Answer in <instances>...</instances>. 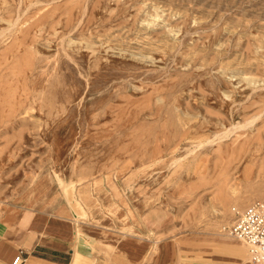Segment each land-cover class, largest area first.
Segmentation results:
<instances>
[{"label":"rangeland","instance_id":"rangeland-1","mask_svg":"<svg viewBox=\"0 0 264 264\" xmlns=\"http://www.w3.org/2000/svg\"><path fill=\"white\" fill-rule=\"evenodd\" d=\"M263 198L264 0H0V264H258Z\"/></svg>","mask_w":264,"mask_h":264},{"label":"built area","instance_id":"built-area-1","mask_svg":"<svg viewBox=\"0 0 264 264\" xmlns=\"http://www.w3.org/2000/svg\"><path fill=\"white\" fill-rule=\"evenodd\" d=\"M234 221L227 232L241 241L248 249L255 263L264 264V198L258 199L244 208L233 207ZM19 256L14 264H21Z\"/></svg>","mask_w":264,"mask_h":264},{"label":"crops","instance_id":"crops-1","mask_svg":"<svg viewBox=\"0 0 264 264\" xmlns=\"http://www.w3.org/2000/svg\"><path fill=\"white\" fill-rule=\"evenodd\" d=\"M46 224L49 228L59 230V231L63 232L64 234H68V233L72 232V230H71V228H69V224L67 222L61 221L57 218L56 219L47 218ZM73 233L75 234L74 231H73ZM45 238L47 239V242H49V244L52 245V247L50 249L53 250V252L66 253L70 250L72 253H74L73 250L71 249V247H69V243H71L73 241L72 238L69 239L67 237H58V236L55 237V236H48V235H45ZM75 242H78V243L81 242V234L80 235L78 234L77 240L74 241V243ZM6 244H9V243L8 242L6 243L5 239L2 238V241L0 239V259L1 260H7V258L9 257L8 255L11 253L10 248L9 249L5 248ZM87 253H88V251H87ZM19 256H21L23 258V262L21 264H24L25 257H24L22 252H19L15 255L11 264H14L16 259Z\"/></svg>","mask_w":264,"mask_h":264},{"label":"bare ground","instance_id":"bare-ground-1","mask_svg":"<svg viewBox=\"0 0 264 264\" xmlns=\"http://www.w3.org/2000/svg\"><path fill=\"white\" fill-rule=\"evenodd\" d=\"M18 15V14H17ZM20 17V16H19ZM15 23V22H14ZM11 27V26H10ZM4 30V29H3ZM251 121V120H250ZM247 123V122H246ZM253 123V122H252ZM244 125V124H243ZM242 126V125H241ZM240 127V126H239ZM235 128V127H234ZM237 128V127H236ZM232 130H234L233 128H232ZM260 137H261V135H259ZM203 146V145H202ZM241 243V242H240ZM244 243V242H243ZM245 244V243H244ZM246 245V244H245ZM246 248H247V246H246ZM247 251H248V249H247ZM240 254L242 255V253L240 252ZM248 255H249V252H248ZM250 256V255H249ZM251 258V257H250ZM252 259V258H251ZM78 264V263H77Z\"/></svg>","mask_w":264,"mask_h":264}]
</instances>
